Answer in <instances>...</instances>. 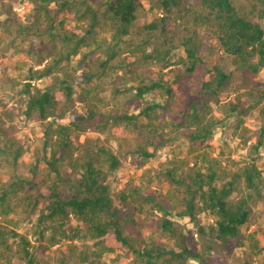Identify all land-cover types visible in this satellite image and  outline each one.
Masks as SVG:
<instances>
[{
    "label": "trees",
    "instance_id": "trees-1",
    "mask_svg": "<svg viewBox=\"0 0 264 264\" xmlns=\"http://www.w3.org/2000/svg\"><path fill=\"white\" fill-rule=\"evenodd\" d=\"M29 1L33 2L32 18L26 24L15 17L8 18L16 28L5 31L13 37L12 43L21 38L15 50L34 58L40 66L31 65L29 79H43L57 72L63 77L43 88L24 83L18 103L8 105L12 94L0 96V155L8 165L15 164L25 150L20 126L14 121L18 108L24 106V121L46 124L44 164L53 181L41 191L43 206L33 228L41 239L37 249L55 247L56 255L53 261L37 259L30 248L35 247L31 238L16 231L15 218H6L21 207L24 213L34 215L41 203L32 194L43 186L35 175L41 163L36 157L31 176L12 175L8 185L0 188V264H11V254L24 264H108L104 258L109 254H116L114 260L120 262L131 258L128 264H185L190 258L204 263L203 253L190 246L185 235L178 234L179 226H185L190 238L201 242L204 250H213L215 243L240 238L241 226L248 222L252 204L262 199L264 189V170L253 157L231 164L202 151L192 158L162 159L158 166L147 170L150 177L146 173L145 178L167 183V193H145L142 185L128 181L119 192V204L115 203L107 180L122 165L124 156L141 162L155 158L161 148L181 139V131L192 143H204L224 123L207 114L210 102L229 84L233 71L228 72L217 63L210 78L193 91L182 85L176 87L175 78L169 77L171 69L164 71L175 65L170 59L173 47H168L173 38L165 40L166 48L148 50L154 31L167 32L168 25L178 21L185 24L188 34L181 44L189 60H193L189 71L194 70L204 47V41L199 42L200 26L206 28L208 37L217 40L219 52L232 57L240 67L258 71L264 68L262 15L255 10L239 13L233 0H161L163 15L139 25L141 14L146 12L139 0ZM7 8L10 14L11 5ZM61 13L72 14L77 28L64 31L65 20H58ZM108 24L114 31L111 42L98 38L103 25ZM135 33L140 37H135ZM59 37L64 46L57 49ZM6 38L0 34V52ZM45 38L54 41L51 47ZM24 43L28 47L20 49ZM81 47H87V52L73 68L72 58ZM77 68L81 74L76 73ZM8 81L12 87L18 83L15 78ZM260 86L264 83H257L245 94L253 96L259 92V100H264ZM59 90L70 103L77 94L84 112L72 108L65 120L66 108L56 96ZM151 93L160 94L164 101L145 98ZM239 101L241 95L238 103L231 104L232 113L237 111ZM52 119H57L55 126ZM230 126L227 124L226 134ZM115 128H119L120 135L113 134ZM81 135H85L83 141ZM262 147L264 141L260 137L254 141V149ZM142 213L153 224L140 223L135 215ZM203 214L210 215L212 221L205 224ZM72 216L77 225L71 224ZM174 217L187 220L193 227L180 224ZM130 226L138 228L135 232L125 231ZM159 230L171 232L172 237L180 236L184 240L180 250L169 249L155 238ZM11 238H19L18 244L23 248H18V252L10 250ZM43 240L48 244L44 245ZM78 242L83 243L79 246ZM237 245L243 249L242 257L233 264H251L259 256L264 264V243L257 231L240 238Z\"/></svg>",
    "mask_w": 264,
    "mask_h": 264
},
{
    "label": "rangeland",
    "instance_id": "rangeland-1",
    "mask_svg": "<svg viewBox=\"0 0 264 264\" xmlns=\"http://www.w3.org/2000/svg\"><path fill=\"white\" fill-rule=\"evenodd\" d=\"M139 1L142 3V6L146 11L141 14L138 21L139 25L149 23L163 15L164 10H162V6L160 4L161 0ZM4 3L5 6H3ZM32 3L33 2L29 0H0V34L7 37L2 44L3 49L0 52V96L8 94V97H12L13 95V99L9 101L8 105L18 103V99L23 96V94L19 91L23 89L24 83L31 80L28 77L31 65L34 66V68L40 67L36 65V60L34 58L32 59L28 57L27 54L17 52L15 50V45L21 40V38H19L17 42L12 43L10 40L13 37L9 36L5 31L6 28L12 29L13 26L16 28L15 24L12 26L11 20L8 21V18L10 19L15 17L16 20H19V23L23 24L27 23V19L32 18L34 15V11L32 12ZM233 3L237 7L239 13L247 14L250 10H255L262 15L264 20V0H233ZM7 5H11L12 7L10 14L7 12ZM16 7H19L20 11H15L14 9ZM58 20H65L64 31H71L73 28H77L76 20L70 13L59 14ZM113 32L114 31H112L111 25H103V30L99 33L98 38L103 40L106 39L111 42ZM187 34L188 32L185 31V24L182 21H178L176 24H169L167 32L162 33L160 31H154L152 44L148 47V50H152L153 48H166L167 44H165V40L167 38H173L172 43L168 44V47H173L170 59L172 61L171 63H175V65L174 67H168L164 71L167 72L171 69L169 77L171 79L175 78L176 87L182 85L185 89H189L191 91H193L195 87L199 86L203 80L210 78L213 71L212 68L217 63L224 67L228 72L233 71V76L229 84L224 86L219 92V95L210 102V110L207 114L208 116L213 115L218 117L224 123L220 128L216 129L214 134L204 143H192V141L189 140L187 133L181 131V139L178 141L174 140L161 148L155 158L141 162L139 160H133L131 157L124 156L122 165L117 171L111 174L107 180L108 185L110 186V192L116 204H119V192L128 181H133L134 185H142L145 193L155 195V192H159L162 193V196H164L170 188L169 185L165 182H159L157 180L149 182L146 180L145 175L150 167H156L162 159L170 157L192 158L194 153L206 151L210 156L223 160V163H227V161H229L231 164H233L232 161H249V159L253 157L255 164L264 170V147L260 148L258 151H255L254 149L255 140L261 137L264 141V100H259V92H255L253 96L245 94L250 91V89L254 88L257 83H264V68L254 71V68L251 69L248 66L240 67L234 62L232 57L219 52V44L217 40L213 37H208L206 28L200 26L198 28L199 42L202 40L204 41V47L201 48L199 53V60L202 61L197 60L195 62L196 64H194V70L189 71L188 66L193 65V60H189L185 48L181 44V40ZM190 35H192V33ZM135 37L139 38L140 35L135 33ZM45 43L49 48L53 45L54 41L49 38H45ZM55 46L57 49L63 48L64 42L61 37H59L56 41ZM27 47L28 43H24L20 49ZM84 52H87V47H81L80 52L72 58L73 68L77 66V63H79ZM102 54L104 55V53ZM125 55L127 54L124 53L123 56ZM118 59L119 58L114 60L115 63L118 62ZM129 61L131 62L132 59L130 58ZM76 73H82L80 68L76 69ZM62 77L63 75L60 72H57L51 76L41 79L40 85L37 87H46L50 82H55ZM8 78L17 79L18 83L12 87L11 84H9ZM263 89L264 86L259 87V91H262ZM110 93L111 91L109 90L107 95L109 96ZM239 95H241L239 107L235 113H232L230 111L231 104L238 103ZM56 96L59 101H61L63 108H66L67 116L65 120L69 119V110L72 108H75L78 112H84V105L78 100L77 94L73 96L74 102L72 103L66 101L63 92L60 90L56 92ZM151 97L156 98L159 101H164V98L160 94L151 93L145 98ZM118 101L119 99H117V102ZM112 103L110 104L111 106ZM114 104L116 105V103ZM23 108L24 106L17 109L18 116L15 117L14 121L20 126L19 136L26 143V147L19 161L15 164L8 165V163H6L0 155V188L8 185L12 175L20 174L21 176H31V167L34 165L33 162L35 158L37 157L41 159V163L38 164L37 169H35V172H37L35 175L42 180L43 186L41 189L32 190V194L37 195L41 203L34 211V215L24 213L23 208L21 207L16 213L9 215L6 218H15L17 225L13 226L16 231L31 238L32 244H34L35 247L33 246L30 248L31 251L35 253L37 259H48L53 261V258L56 255V248H46L47 251L38 250L37 247L40 246L41 239L34 234L33 228V225L37 221L39 210L43 206V200L40 199L41 191L45 189V185L49 186L53 181V179L48 175L49 169L44 164L45 153L43 151V142L45 138L43 133L47 126L46 124L41 125L36 121H24L22 118ZM136 112H138V110ZM51 121L55 126L57 119H52ZM230 123L231 126L228 134H226L225 130L227 124L230 125ZM245 128H247L248 132L245 131ZM113 134L120 135L119 128H115ZM174 134L179 135L177 132ZM131 135L134 136L135 134L131 133ZM73 137H75V135ZM84 138L85 135H81L80 141H83ZM116 141L117 140L113 139L112 143L116 144ZM232 169L234 170V167ZM68 171H70V168H68ZM147 174L148 177H150L149 173ZM236 194L237 192H234L232 196L235 197ZM252 205L253 210L250 214L248 222L241 226L242 233L240 238L244 237L249 232L257 231L258 237L264 243V189L262 190V199L256 200ZM157 213L158 215H162L159 212ZM135 216L138 217L140 223L144 222L147 225L153 224L150 219L144 216V213L137 214ZM2 218L4 219V217ZM201 218L204 220L205 224L212 221V217L210 215L203 214L201 215ZM174 219L179 221L182 225L188 224L193 227L192 223H189L183 218L180 219L174 217ZM77 223L76 218L72 216L71 224L77 225ZM137 228L138 227L130 226L125 231L130 230L131 232H135ZM177 229L178 234L182 233L186 236L185 239L187 238V240H189L188 244L190 246L196 248L200 253H203L202 257L204 259V263L190 258L185 264H233L239 261L242 257L243 249L237 245L240 238L229 240L227 243H215L213 250H204V246L201 242L190 238V232L185 228V226H179ZM151 232L154 231L152 230ZM161 233V237H158ZM47 235H50V232H48ZM171 235L172 234L169 231L159 230L156 233L155 238H159V240L164 243L167 248H175L179 251L181 248L180 245L184 240L180 236L172 237ZM17 239L19 238H16V240L14 238L10 239V250L12 253L18 252V248H23L18 244L19 240ZM82 243L83 242H78L77 244L81 246ZM43 244L47 245L48 241L43 240ZM11 255L13 256L11 264H24L23 260H20L13 254ZM115 257L116 254H109L105 256L104 261L108 264H128L131 260V258H128L127 260L120 262L115 261ZM2 264H6V262ZM158 264H161V262H158ZM251 264H263L262 256L254 257Z\"/></svg>",
    "mask_w": 264,
    "mask_h": 264
},
{
    "label": "built area",
    "instance_id": "built-area-1",
    "mask_svg": "<svg viewBox=\"0 0 264 264\" xmlns=\"http://www.w3.org/2000/svg\"><path fill=\"white\" fill-rule=\"evenodd\" d=\"M32 85H40L41 79L30 81Z\"/></svg>",
    "mask_w": 264,
    "mask_h": 264
},
{
    "label": "clouds",
    "instance_id": "clouds-1",
    "mask_svg": "<svg viewBox=\"0 0 264 264\" xmlns=\"http://www.w3.org/2000/svg\"><path fill=\"white\" fill-rule=\"evenodd\" d=\"M15 11H20V9H19V7H16L15 9H14ZM33 80H38V79H33ZM31 80H28V82H30ZM31 83V82H30ZM34 86V85H33ZM35 86H39V85H35Z\"/></svg>",
    "mask_w": 264,
    "mask_h": 264
}]
</instances>
